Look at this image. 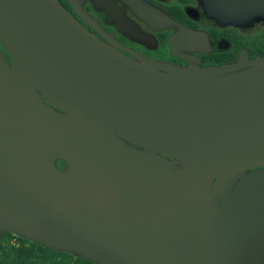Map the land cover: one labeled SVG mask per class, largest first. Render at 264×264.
<instances>
[{"label":"water","instance_id":"95a60500","mask_svg":"<svg viewBox=\"0 0 264 264\" xmlns=\"http://www.w3.org/2000/svg\"><path fill=\"white\" fill-rule=\"evenodd\" d=\"M197 1L264 19V0ZM182 58H129L58 0H0V238L92 264H264V54Z\"/></svg>","mask_w":264,"mask_h":264},{"label":"flooded vegetation","instance_id":"af4514ba","mask_svg":"<svg viewBox=\"0 0 264 264\" xmlns=\"http://www.w3.org/2000/svg\"><path fill=\"white\" fill-rule=\"evenodd\" d=\"M58 1L100 42L129 58L186 66L182 56H187L214 67L233 62L240 51L248 57L264 54V19L223 25L197 0Z\"/></svg>","mask_w":264,"mask_h":264},{"label":"trees","instance_id":"16d2710c","mask_svg":"<svg viewBox=\"0 0 264 264\" xmlns=\"http://www.w3.org/2000/svg\"><path fill=\"white\" fill-rule=\"evenodd\" d=\"M57 164L60 165L59 162H57ZM8 235H10V234L3 235L0 238V241ZM18 239L21 241L25 240V239H21V238H18ZM25 241H27V240H25ZM30 243L34 246L39 247L41 252L38 253L37 255H33L30 253V256L27 257L23 263H19V264H92L88 261L74 258L73 256H71L67 253L55 252V251L47 249L41 245H38V244H35L32 242H30ZM0 250H2L1 247H0ZM7 261L8 260L5 259V257L0 256V264H11L10 262H7Z\"/></svg>","mask_w":264,"mask_h":264},{"label":"rangeland","instance_id":"374dc122","mask_svg":"<svg viewBox=\"0 0 264 264\" xmlns=\"http://www.w3.org/2000/svg\"><path fill=\"white\" fill-rule=\"evenodd\" d=\"M0 256L5 257L11 264L23 263L30 253L37 255L41 252L40 248L32 245L28 241H21L18 238L8 235L0 241ZM32 257V256H31Z\"/></svg>","mask_w":264,"mask_h":264}]
</instances>
